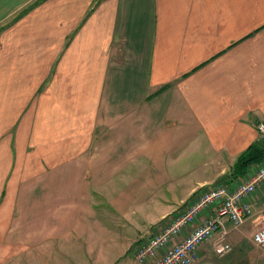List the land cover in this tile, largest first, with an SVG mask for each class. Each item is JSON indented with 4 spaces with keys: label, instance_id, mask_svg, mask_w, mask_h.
<instances>
[{
    "label": "crops",
    "instance_id": "1",
    "mask_svg": "<svg viewBox=\"0 0 264 264\" xmlns=\"http://www.w3.org/2000/svg\"><path fill=\"white\" fill-rule=\"evenodd\" d=\"M263 120L264 0H0V264H138ZM186 148L208 161L179 189ZM250 234L229 235L240 256Z\"/></svg>",
    "mask_w": 264,
    "mask_h": 264
},
{
    "label": "built area",
    "instance_id": "2",
    "mask_svg": "<svg viewBox=\"0 0 264 264\" xmlns=\"http://www.w3.org/2000/svg\"><path fill=\"white\" fill-rule=\"evenodd\" d=\"M256 129L264 139V120ZM263 185L264 156L242 181L204 186L188 208L138 241L134 259L138 264H192L198 248L207 242L223 258L233 250L229 235L247 224L252 243L264 249V195H258Z\"/></svg>",
    "mask_w": 264,
    "mask_h": 264
},
{
    "label": "rangeland",
    "instance_id": "3",
    "mask_svg": "<svg viewBox=\"0 0 264 264\" xmlns=\"http://www.w3.org/2000/svg\"><path fill=\"white\" fill-rule=\"evenodd\" d=\"M202 152L203 151L200 150L194 151L192 148L191 149L186 148L183 151L181 150L179 152L172 153L171 159L166 157L168 160L170 159L169 160L170 162L169 165L165 167V169L168 172V175L171 176L172 180L176 181L175 183H170V184L176 186L179 184L180 185L179 189L182 188L187 189L188 187L193 185L194 182L197 181V179H200L205 174L204 170H206V168L204 166V162L207 160L206 159L207 154ZM131 169L132 170L136 169V171L139 173V167H131ZM173 201L169 200L170 204H172L171 202ZM187 202L188 200H186L179 208L185 207ZM173 203L175 205V202ZM161 206L162 205L156 206L154 210L161 208ZM171 218L172 217L169 216L167 221L169 222ZM233 250L235 255L238 256V260H240L239 258L241 256L245 257L242 258L241 260L242 264H264L263 248L257 247L252 244V246L250 248H247V250H245V253L241 256L239 255L240 250L237 247L234 248Z\"/></svg>",
    "mask_w": 264,
    "mask_h": 264
},
{
    "label": "trees",
    "instance_id": "4",
    "mask_svg": "<svg viewBox=\"0 0 264 264\" xmlns=\"http://www.w3.org/2000/svg\"><path fill=\"white\" fill-rule=\"evenodd\" d=\"M264 156V139L251 143L237 158L230 175L224 177V183H231L230 177L244 178L252 167L261 163ZM222 180V181H223Z\"/></svg>",
    "mask_w": 264,
    "mask_h": 264
}]
</instances>
